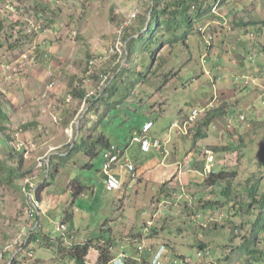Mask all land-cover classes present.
I'll use <instances>...</instances> for the list:
<instances>
[{"label": "rangeland", "instance_id": "374dc122", "mask_svg": "<svg viewBox=\"0 0 264 264\" xmlns=\"http://www.w3.org/2000/svg\"><path fill=\"white\" fill-rule=\"evenodd\" d=\"M152 2L0 0V102L9 115L0 133V264H77L59 253L60 241L46 245L45 235L61 237L62 222L63 231L72 230L65 245L112 241L114 254L134 252L139 262L167 242L164 264H182L183 257L187 264H264L245 242L253 234L243 205L222 193L225 181L204 182L211 170L243 176L234 187L246 185L249 173L251 180L264 173L257 165L264 153V0H205L209 13L191 10L192 20L170 35L171 45L158 47L169 60L157 77L104 117L105 107L93 115L71 94L84 86L97 96L128 66V33L139 28L140 15L150 17ZM215 106L223 115L201 127ZM89 117L94 137L104 133L136 165V172L120 174V190L106 187V150L94 157L69 151ZM147 120L162 148L142 152L131 140ZM239 143L243 157L213 150ZM11 167L24 176L6 180ZM33 196L40 201L37 229L39 219L29 215ZM143 243L151 248L141 251ZM258 247L264 250V241ZM96 255L92 248L90 264H98Z\"/></svg>", "mask_w": 264, "mask_h": 264}, {"label": "trees", "instance_id": "16d2710c", "mask_svg": "<svg viewBox=\"0 0 264 264\" xmlns=\"http://www.w3.org/2000/svg\"><path fill=\"white\" fill-rule=\"evenodd\" d=\"M204 1L205 0H153L151 8H149V10L151 9L150 17H148V12H146L145 15H140L138 18L139 22H137L139 28L133 33H128V37L131 38L129 41V48L132 55V58L129 60L128 66L123 68L115 77L109 78V80L105 84V87L99 94H97V96H89V92L84 86L74 87L71 90V94H73L75 98H78L81 101L85 100L87 106L90 107L91 114L93 115L100 114L102 107H105L106 110L102 114V116L104 117L106 113H108V111L119 107L122 103L129 100L133 96L135 90L138 89L137 87L139 84V87H141L144 83L150 85L149 80L153 79V77H157L158 69L165 67L169 59L163 58L161 54H158V47L161 44H167L170 38H172L170 36L172 33L179 30L184 23L188 21L190 22L192 20L191 10L200 11V13H204L203 16L207 13L206 11H208L209 13V10H211L212 6H208L207 10L206 8L204 9ZM37 7L41 10V12L46 11L47 9V6H43V4H39ZM3 29V22L1 21L0 32L3 31ZM134 33H139L140 36L135 37ZM14 35L15 33L12 32L11 36ZM18 39L20 38L17 37V40ZM170 43L171 42H169V45H171ZM2 44L3 43L0 42V45ZM144 53H147L146 56H144ZM140 55L142 56L140 57ZM155 59L157 60V65L153 67ZM137 65L142 66V69L138 70ZM153 68H156V70H152ZM4 109V105L0 102V133L5 132V123L9 121V115ZM208 112H210L211 115L209 117L204 118V120L200 122L201 127H209L210 124L218 116L223 115L224 108H219L215 106L214 108H210ZM86 120L87 124L81 123L80 127H78V130L76 132L78 135L77 142L74 143L73 147L69 149V151H71L70 153H72V151L82 149L87 155L94 157L100 153V150H107L113 144L104 133L99 134V136L95 138L93 134L94 132L92 124L91 126L88 125L91 122V118L89 117ZM147 121H145L143 125ZM143 125L140 128L137 127L134 133L137 131H141ZM200 135L202 137L206 136L204 132H200ZM80 139L81 142L78 143V140L80 141ZM242 146L243 144L241 143H239L238 146L235 148L232 146H227L224 148L215 146L213 150H215L216 152H221L224 150V152L242 153L240 157H243L244 152L239 151L241 150ZM262 150L264 152V147ZM68 155L61 157L62 164L67 159ZM263 156L264 153L262 154V159L258 161L257 165L259 169L264 172ZM234 173H237V171H235ZM248 175L249 176L247 177V183L243 187H241L239 184L235 185V187L233 185L235 178L243 176L235 177L234 174L231 176L224 170L219 172L211 170L204 182L209 183L210 185L217 184V182L219 181L226 182L227 186L223 189L222 193L224 195H227L229 200L236 199L235 206L242 204L243 206L241 207L242 210H244L243 213L247 215L244 220V225L249 226L253 235L252 238H249V235L245 234V242H247L248 244H252L250 252L257 254L255 257L256 260H264V250L258 247L259 243L261 241H264V237H261V233L264 232V173L261 176L257 177L255 180L250 179V173ZM23 176L24 173L20 172V169L18 167H11L9 168V174L6 177V180H13L15 178H20ZM83 187L84 186L80 187V193L83 191ZM240 189L244 190L245 195H241V192L239 191ZM215 190L216 189L214 188V191ZM226 203L227 202L221 204L219 202L220 205H224ZM36 216L38 218V215ZM62 224L66 223L62 222ZM36 226V229L41 227V219H39ZM66 228L68 229V227ZM35 230H33V232L28 235L27 239L25 240L26 244L30 242ZM151 230H148V238L154 236V229ZM67 231L68 230L63 231L61 233V237H58L56 239L52 238L50 235H45L46 245L51 246L53 242L56 243L60 241V243H58L59 253L68 256L69 259L76 261L77 264H89L88 257L92 248H95L97 251L96 262L98 264H108L112 260H114L121 252H127L126 250H121L119 253L114 254V245L112 241H107L106 243H94L92 239H88V241L84 244L72 243L70 246H67L63 242V237L67 234L71 235L72 230H70L69 232ZM137 237L141 239L140 237H142V232H137ZM163 243H165L166 245L167 255L169 250V244L167 242ZM199 247L201 250H205L207 248L206 242H201L199 244ZM122 249L124 248L122 247ZM127 253H131V256H134V252ZM143 258L144 260L142 262L134 261L133 259H130V262H136L138 264H147L145 260L147 256ZM181 262L182 264L188 263L185 257H183L182 260H179V263ZM12 264H14V262Z\"/></svg>", "mask_w": 264, "mask_h": 264}, {"label": "built area", "instance_id": "2783aa9c", "mask_svg": "<svg viewBox=\"0 0 264 264\" xmlns=\"http://www.w3.org/2000/svg\"><path fill=\"white\" fill-rule=\"evenodd\" d=\"M133 15L136 16V13H134ZM177 123H175L173 126L177 125ZM153 126H154V121L148 120L143 125L142 130L135 132L132 136L131 141L133 143H137L142 152H149L152 148H156V149L162 148V142L159 139H152V137L150 136V132ZM104 157L105 160L103 163L102 171L106 177V187L109 191L120 190L123 186V181L120 174H122L124 170H127L128 172H132V173L136 172V165L130 162L127 158L124 159L123 151L121 150V148H119L116 145H112L109 149H107L104 152ZM29 185L31 188L33 184H31V182H28L27 186ZM39 208H40V201L39 199L38 200L35 199L33 196L31 198V208L29 212L30 217H35ZM66 227H67L66 224H61L60 226H58V229L61 232H63V230L66 229ZM20 237H22V235ZM149 247L150 246H147L144 243L142 244V246H140L141 251L145 248L149 250L151 248ZM158 247L159 248L156 250L154 255L152 251L156 249V246L154 247L152 246V248L149 250L150 254L145 259L147 264L164 263L166 257V245L165 243L162 242ZM149 257H151L150 262H148ZM130 259L139 262V259L141 258H138L136 256H131L129 253L123 251L108 264H138L136 262H130Z\"/></svg>", "mask_w": 264, "mask_h": 264}, {"label": "crops", "instance_id": "0c3cea01", "mask_svg": "<svg viewBox=\"0 0 264 264\" xmlns=\"http://www.w3.org/2000/svg\"><path fill=\"white\" fill-rule=\"evenodd\" d=\"M157 139V138H156ZM140 148V147H139ZM40 214V213H39ZM40 216V215H39ZM40 219V218H39ZM39 221V220H38ZM38 221H37V223H38ZM37 225V224H36ZM37 227V226H36ZM75 236H76V234H75ZM90 255V254H89ZM96 258H97V255H96ZM95 258V259H96ZM90 261V259L88 258V262Z\"/></svg>", "mask_w": 264, "mask_h": 264}]
</instances>
